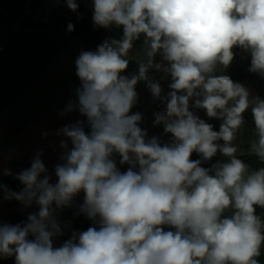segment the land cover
<instances>
[{
  "label": "clouds",
  "instance_id": "obj_1",
  "mask_svg": "<svg viewBox=\"0 0 264 264\" xmlns=\"http://www.w3.org/2000/svg\"><path fill=\"white\" fill-rule=\"evenodd\" d=\"M92 4L94 26L121 28L122 37L82 50L75 59L77 99L60 115L78 110L89 131L85 121L58 130L66 139L59 145L56 183L38 152L15 176L24 186L20 192L0 184L5 199L39 206L22 224H0V258L14 257L15 264H259L264 218L256 209L264 208V167L251 169L240 159L236 141L250 109L248 153L264 163V99L217 72L231 64L239 47L250 54L249 71L264 77V0ZM66 5L78 11L77 0ZM141 37L144 59L135 74L123 75ZM157 55L161 62H155ZM152 69L170 76L167 95L149 78ZM140 81L166 103L165 111L154 114V126L162 124L171 134L168 143L148 138L142 114H130ZM191 107L222 120L219 131ZM194 152L201 159L192 160ZM217 153L225 160L202 166ZM81 192L79 211L93 226L73 231L56 247L53 239L63 231L55 213Z\"/></svg>",
  "mask_w": 264,
  "mask_h": 264
},
{
  "label": "rangeland",
  "instance_id": "obj_2",
  "mask_svg": "<svg viewBox=\"0 0 264 264\" xmlns=\"http://www.w3.org/2000/svg\"><path fill=\"white\" fill-rule=\"evenodd\" d=\"M77 2L93 11L92 0H77ZM1 15L5 16L2 13ZM82 50L86 51V44L81 38L71 42L44 69L41 75L26 88L21 97L0 116V184L7 186L8 189L17 192L6 181L9 179L22 184L15 176L31 166L33 158L38 152L43 153L41 159L52 177L51 182L56 183L57 178L54 169L57 164L62 163L59 157L63 151L59 145L61 140L66 139V137L57 135V132L65 125L76 121H86L78 110L66 113L63 116L60 115L69 101L77 99L75 89L78 87L76 81L79 78L76 75L75 59ZM233 51L235 55L231 64L226 69L218 70L217 74L229 75V70L233 64L237 61L240 62L243 58H251L249 53L239 47L234 48ZM142 59H144V44H134L133 49L129 53V61L138 62ZM155 62H161L159 55L155 57ZM148 75L150 79L159 81L163 89V95H167L171 91L169 88L171 83L170 76H166L163 72H158L154 69L150 70ZM241 84L249 90L252 97L258 96L264 99V77L258 78L255 83L245 80ZM135 90L138 94V99L130 114L137 112L142 114L143 120L140 126L147 131L148 138L158 137L162 144L170 142L172 139L171 134L164 132L163 125L154 126V114L165 111L166 103L162 100L154 99L144 81L138 82ZM192 104H194V100L190 101V105ZM191 110L200 119L211 124L214 130L219 131L222 120L216 118L208 120L204 109L191 107ZM243 116L245 123L236 141L239 158L249 154V140L252 138V130L254 129L251 110L246 111ZM85 131H89L86 122ZM45 133L47 135H44ZM69 146H71L70 142ZM221 157L225 160V157L222 155ZM5 169L10 170L12 174L4 175L3 171ZM2 180L5 181L2 182ZM1 193L4 194V192L0 190V224L16 211V209L14 210L15 203L2 198ZM17 203L19 212L26 219L29 214L38 213L39 211V206L35 203L30 207H25L18 201ZM55 218L60 224L68 222L66 207L57 210ZM66 229L70 230L68 227ZM73 231L80 232L83 230L80 228L76 229L73 226L72 231L64 235V237L62 235L60 237L66 241ZM61 241H53L54 246L58 247ZM260 251L264 253V246L261 247ZM1 263L14 264L15 258H3Z\"/></svg>",
  "mask_w": 264,
  "mask_h": 264
},
{
  "label": "trees",
  "instance_id": "obj_3",
  "mask_svg": "<svg viewBox=\"0 0 264 264\" xmlns=\"http://www.w3.org/2000/svg\"><path fill=\"white\" fill-rule=\"evenodd\" d=\"M77 3L78 11L73 12L67 7L65 0H0V116L21 97L26 88L75 39L81 38L85 42L86 51H95L103 41L122 37L121 28L95 27L92 19L93 11L85 5ZM1 13L5 16H2ZM69 23L74 25L72 32L67 30ZM143 39L141 37L134 44L143 43ZM139 62L129 61L128 68L122 74L136 73ZM250 63L251 58L237 61L231 66L228 76L239 83L245 80L252 81V83L257 82L258 78L262 76L249 71ZM76 83L79 87L80 80L77 79ZM84 118L86 120V117ZM208 120H212V118L208 117ZM220 143L223 142L220 141ZM115 159L120 170L126 171L128 165H120L118 156ZM191 159H201V156L194 152ZM240 159L244 160L251 169L264 167V163L254 155L247 154ZM218 161H224L220 153H217L211 160L203 162L202 166L211 168ZM4 181L2 180V182ZM6 182L15 188L17 193L24 187L9 179ZM2 196L4 198V194ZM7 200L15 203L14 210L16 209V211L13 210L14 212L3 223L15 225L26 222L27 219L19 212L17 201L15 199ZM83 200L84 193L82 192L74 197L70 206L66 207L68 222L60 224L63 231L62 237L72 231L73 226L83 231L93 226L92 221L79 211ZM256 213L263 217L264 208L257 207ZM67 227L70 230L66 229ZM70 237L71 234L68 238ZM60 240L62 241L59 246L65 240L60 236L53 239L54 242ZM1 259L3 260V258H0V264H5L1 263ZM257 259L259 264H264V253H261Z\"/></svg>",
  "mask_w": 264,
  "mask_h": 264
}]
</instances>
